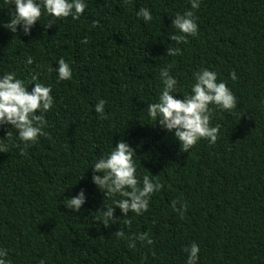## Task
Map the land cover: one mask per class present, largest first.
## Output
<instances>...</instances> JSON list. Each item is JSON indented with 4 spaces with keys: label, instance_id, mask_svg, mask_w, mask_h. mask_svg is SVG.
Masks as SVG:
<instances>
[{
    "label": "trees",
    "instance_id": "1",
    "mask_svg": "<svg viewBox=\"0 0 264 264\" xmlns=\"http://www.w3.org/2000/svg\"><path fill=\"white\" fill-rule=\"evenodd\" d=\"M86 5L79 20L36 23L28 36L0 27V73L15 71L30 84L35 71L54 97L44 117L47 135L26 150L17 141L0 153V248L11 264H184L182 249L196 242L198 264H264V0H201L198 34L174 56L166 55L177 46L168 39L171 20L188 0ZM0 7V23H7L13 9L2 0ZM140 7L151 11V22L136 17ZM27 56L33 65L25 66ZM61 57L73 74L57 82L47 68ZM169 65L178 99L201 67L215 70L235 95V109L213 113L210 125H220L214 144L202 139L182 153L172 133L143 112L156 101L159 71ZM231 71L236 81L228 79ZM100 99L104 119L94 112ZM118 140L133 148L138 174L156 175L163 187L147 212L122 218L114 209L121 221L104 227L95 220L104 196L88 167ZM81 190L86 201L72 212L64 200ZM173 200L186 206L183 218L170 207ZM118 230L133 239L147 230L153 243L130 249L114 236Z\"/></svg>",
    "mask_w": 264,
    "mask_h": 264
},
{
    "label": "clouds",
    "instance_id": "2",
    "mask_svg": "<svg viewBox=\"0 0 264 264\" xmlns=\"http://www.w3.org/2000/svg\"><path fill=\"white\" fill-rule=\"evenodd\" d=\"M127 4L130 0H122ZM3 5L11 7L7 23H0L11 33L19 31L28 36L34 24L39 23L45 28L56 24V21L71 18L77 21L86 8V0H2ZM201 0H188V9L183 13H176L171 20L174 32L168 37L175 42L176 47H168L167 56L179 55L178 45L187 44L188 39L198 34L197 17L195 11L200 8ZM4 7H0L2 9ZM136 17L144 23L153 20V15L147 7L136 10ZM42 16H47V23H42ZM95 24V21H93ZM87 36L81 43H87ZM25 66L33 65V58L27 56ZM169 67L159 71L160 90L155 102L148 103L143 112L149 120L154 121L163 131L172 133L173 138L182 153H187L200 140L206 139L214 144L218 138L220 125H210L214 112H231L236 108V97L227 86L225 80H218V73L207 67H201L192 73L188 91L178 99L179 92L177 78L170 74ZM49 73L55 71L57 82L72 79L73 70L63 57L58 59L55 67L49 65ZM39 73L32 71L30 84L17 76L15 71L0 73V128L9 126L0 138V153H5L10 147H16L17 141L24 146L23 150L36 144L38 137L46 136L44 131L45 113L54 107V97L51 86L37 82ZM228 79L236 81L235 71L229 72ZM31 85V90L28 86ZM104 99L94 105V112L99 119L105 118ZM15 137V139H13ZM133 148L123 140H118L115 147L111 146L107 152L94 159L91 166L93 175L91 183L103 194V211L95 219L104 227L121 221L114 219V209H118L121 217H128L129 213L141 216L149 209L152 196L159 193L163 187L156 179V175L137 172V164ZM81 178V177H80ZM107 199V203L105 200ZM64 206L72 212H78L86 201L83 190L68 198ZM177 201H171L170 207L183 218L186 206L181 204L177 208ZM97 213V212H96ZM125 225L131 224V219H123ZM118 239H127V247L134 249L140 241L151 245L153 240L148 231L136 234L135 239L125 237L123 231H116ZM186 253L184 264H198L200 248L192 242L182 249ZM8 251L0 248V264H11L7 258ZM40 264H44L41 260Z\"/></svg>",
    "mask_w": 264,
    "mask_h": 264
}]
</instances>
